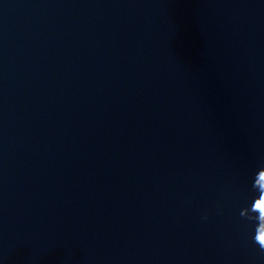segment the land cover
<instances>
[{
    "label": "water",
    "instance_id": "obj_1",
    "mask_svg": "<svg viewBox=\"0 0 264 264\" xmlns=\"http://www.w3.org/2000/svg\"><path fill=\"white\" fill-rule=\"evenodd\" d=\"M255 234L264 0H0V264H264Z\"/></svg>",
    "mask_w": 264,
    "mask_h": 264
},
{
    "label": "clouds",
    "instance_id": "obj_2",
    "mask_svg": "<svg viewBox=\"0 0 264 264\" xmlns=\"http://www.w3.org/2000/svg\"><path fill=\"white\" fill-rule=\"evenodd\" d=\"M255 186V185H254ZM256 200V199H255ZM255 202V201H254ZM256 219L258 220V226H257V228L259 227V224H260V221H259V219H258V217H256ZM257 230V229H256ZM254 239H255V242L260 246V248L261 249H264V245H260L258 242H257V240H256V234H255V237H254Z\"/></svg>",
    "mask_w": 264,
    "mask_h": 264
}]
</instances>
